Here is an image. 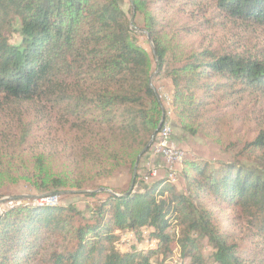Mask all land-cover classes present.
Here are the masks:
<instances>
[{
    "label": "trees",
    "instance_id": "obj_1",
    "mask_svg": "<svg viewBox=\"0 0 264 264\" xmlns=\"http://www.w3.org/2000/svg\"><path fill=\"white\" fill-rule=\"evenodd\" d=\"M211 1L227 19L264 27V0ZM122 3L0 0V104L40 102L45 111L59 114L64 129L77 133L81 145L90 149L113 146L117 135L150 137L160 121L161 103L150 83V56L136 44ZM130 3L137 8L143 1ZM14 21L20 22L18 45L11 44L7 34ZM145 30L156 70L171 80L182 117L193 118L219 97L234 102L246 94L264 98L263 61L210 45L187 53L175 69L153 23ZM171 59L177 61L179 55L172 53ZM197 93L203 98H195ZM20 130L25 143L29 127ZM249 149L264 151V131ZM189 167L190 192L246 210L264 244V173L234 164L222 166L216 174L207 165ZM133 189L119 196L108 194L89 217L73 205L24 203L3 212L0 264H35L42 258L48 264H153L151 258L169 251L172 240L167 231L174 225L182 228L177 247L188 264H205L204 240L212 245L216 264H247L215 228L210 213L179 194L172 183ZM143 229L157 243L156 250L116 249L119 234L138 237ZM56 246L60 252L46 253Z\"/></svg>",
    "mask_w": 264,
    "mask_h": 264
},
{
    "label": "rangeland",
    "instance_id": "obj_2",
    "mask_svg": "<svg viewBox=\"0 0 264 264\" xmlns=\"http://www.w3.org/2000/svg\"><path fill=\"white\" fill-rule=\"evenodd\" d=\"M122 1L128 20L133 18L130 27L136 44L150 56L151 85L161 103L159 118L160 121L165 118L171 125V142L183 153L182 161L170 170L163 165L153 141L135 168L138 155L152 135L138 138L117 135L112 137L115 139L113 146L102 144L90 149L81 145L83 141L77 133L64 129L61 122L65 120H61L59 114L53 116L45 111L40 102L1 103L0 215L24 203L35 205L40 197L50 196L56 197L57 206L73 205L89 217L92 208L108 194L121 195L131 188L140 191L159 181L169 182L168 176L172 173L176 191L210 213L215 228L228 245L236 247L247 264H264V244L250 213L208 195L198 193L194 196L186 178V174L192 173L190 163L207 165L213 174L227 164L264 173V151L247 150L264 131V98L246 94L234 102L232 98L222 100L219 97L207 102L209 106L202 113L200 111L201 114L189 119L182 117L180 103L173 97L171 80L156 70L153 44L145 30L153 23L168 48L169 65L177 69L187 53L210 45L236 50L264 62V27L227 19L211 0H180L178 3L142 0L137 8L130 0ZM12 28L7 33L9 41L18 45L20 22L14 21ZM172 53L179 55L177 61L171 59ZM195 98L203 97L197 93ZM26 126L30 134L22 143V130L19 129ZM154 170L156 175H152ZM17 197L21 198L16 200ZM181 231L176 225L167 231L172 240L169 251L151 258L153 264L189 263L180 256L177 247ZM138 237L132 232H123L115 247L121 253L133 250L146 253L157 249V243L147 237V229L140 231ZM202 245L205 264H216L212 245L207 240ZM54 251L61 250L56 246L46 253ZM35 264L48 263L42 258Z\"/></svg>",
    "mask_w": 264,
    "mask_h": 264
},
{
    "label": "built area",
    "instance_id": "obj_3",
    "mask_svg": "<svg viewBox=\"0 0 264 264\" xmlns=\"http://www.w3.org/2000/svg\"><path fill=\"white\" fill-rule=\"evenodd\" d=\"M171 138L172 127L169 122L165 118H163L161 127L153 141L155 142L154 145L163 165L170 168V170H172V167L175 166L178 162H181L183 158V153L175 148V146L171 142ZM156 174L157 172L154 170L152 172V175ZM168 178L170 180L169 182L171 183L176 180L175 175L172 173L169 174ZM56 200V197L44 196L40 197L35 205L55 207L57 206ZM10 207L12 208L13 206L10 205Z\"/></svg>",
    "mask_w": 264,
    "mask_h": 264
},
{
    "label": "water",
    "instance_id": "obj_4",
    "mask_svg": "<svg viewBox=\"0 0 264 264\" xmlns=\"http://www.w3.org/2000/svg\"><path fill=\"white\" fill-rule=\"evenodd\" d=\"M132 23H133V18H131V20L129 21V24H130L131 27H132ZM150 83H151V79H150ZM162 121H163V118L161 119V121H160V123H159L157 129L155 130V132L152 134V137H151L150 142L146 145V147H145V148L140 152V154L138 155L137 160H136V164H135V168H136V166H137V163H138L140 157L146 152L147 149H149V148L151 147L152 141H153V139H154V137H155V134L158 133V131H159L160 127H161ZM135 171H136V170H134V173H135ZM117 196H119V195H117ZM20 198H21V197H17L16 200H19Z\"/></svg>",
    "mask_w": 264,
    "mask_h": 264
}]
</instances>
